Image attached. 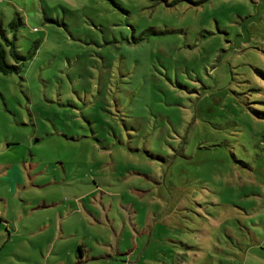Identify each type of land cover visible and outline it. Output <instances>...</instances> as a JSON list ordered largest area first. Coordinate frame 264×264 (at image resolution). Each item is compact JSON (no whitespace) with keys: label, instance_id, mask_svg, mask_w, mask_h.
Segmentation results:
<instances>
[{"label":"rangeland","instance_id":"374dc122","mask_svg":"<svg viewBox=\"0 0 264 264\" xmlns=\"http://www.w3.org/2000/svg\"><path fill=\"white\" fill-rule=\"evenodd\" d=\"M3 37L5 221L121 253L94 264H264V0H0Z\"/></svg>","mask_w":264,"mask_h":264},{"label":"crops","instance_id":"0c3cea01","mask_svg":"<svg viewBox=\"0 0 264 264\" xmlns=\"http://www.w3.org/2000/svg\"><path fill=\"white\" fill-rule=\"evenodd\" d=\"M51 206L53 205H45V202H42L36 209ZM3 218L5 217L0 215V224L4 222L9 223V225L1 224L0 226V264H94L98 261L111 263L121 255L117 247H110L109 254L90 255L91 249L84 244L78 245L77 249L57 246L58 241L63 237L72 235L66 227H63L61 223L63 217H61L59 225H55L54 233L45 246L42 245V240L47 235L42 234V232L45 230L50 231L52 227L50 221L49 223L36 225L32 229L23 227L20 232L14 227L13 221H5ZM11 228H13L12 232ZM18 236H21L20 239L23 241L28 240L30 246L27 248L24 246V249L18 245L10 246Z\"/></svg>","mask_w":264,"mask_h":264},{"label":"trees","instance_id":"16d2710c","mask_svg":"<svg viewBox=\"0 0 264 264\" xmlns=\"http://www.w3.org/2000/svg\"><path fill=\"white\" fill-rule=\"evenodd\" d=\"M13 24H15V20L11 22V25ZM3 38L5 44L4 46L0 44V73L7 75L18 72L22 63L17 62L16 60L24 61L26 57L18 53L14 39L9 40L7 37ZM7 55L15 60V64H10L7 62Z\"/></svg>","mask_w":264,"mask_h":264}]
</instances>
